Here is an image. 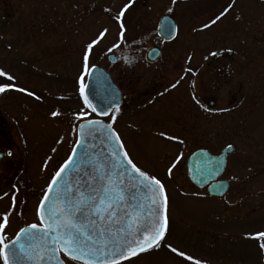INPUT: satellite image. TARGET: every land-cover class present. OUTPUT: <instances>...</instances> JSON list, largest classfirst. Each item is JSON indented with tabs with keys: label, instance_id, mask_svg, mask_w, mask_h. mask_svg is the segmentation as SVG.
Wrapping results in <instances>:
<instances>
[{
	"label": "rangeland",
	"instance_id": "obj_1",
	"mask_svg": "<svg viewBox=\"0 0 264 264\" xmlns=\"http://www.w3.org/2000/svg\"><path fill=\"white\" fill-rule=\"evenodd\" d=\"M129 3L0 0V69L16 78L11 83L41 97L15 89L0 93V111L25 158L20 176L31 178L29 187L22 186L23 210L8 175L0 178V223L8 215L4 235L11 239L34 219L38 198L76 141L80 121L74 115L91 111L79 93L83 54L107 28L89 57V70L105 68L122 91V105L110 114L115 122L106 121L133 161L164 183L170 199L163 245L122 264H264V237L255 235L264 232V0H131L121 38L114 16ZM164 14L178 25L170 42L157 33ZM153 45L163 54L150 64L145 53ZM218 52L224 56L211 62ZM228 145L235 151L222 178L230 189L214 197L191 183L186 161L198 148L217 153ZM169 244L193 260L171 252Z\"/></svg>",
	"mask_w": 264,
	"mask_h": 264
},
{
	"label": "snow or ice",
	"instance_id": "obj_2",
	"mask_svg": "<svg viewBox=\"0 0 264 264\" xmlns=\"http://www.w3.org/2000/svg\"><path fill=\"white\" fill-rule=\"evenodd\" d=\"M130 3L125 4L114 16V20L120 29L119 36L121 38L125 32L123 18ZM234 3L235 0H233V5ZM233 5H229V8ZM227 10L225 9V12ZM225 12H221L210 24H215L221 16L225 15ZM210 24L203 27L207 28ZM107 32L108 29L104 28L95 39L86 45L84 50L83 75L79 78V93L83 98L84 105L91 111L82 110L74 115L76 120L81 121L76 125L81 137L86 136V131L88 135H91L94 129L97 131L107 129L105 139L114 144L110 153L111 162H100L93 169L100 172L101 175L100 177L92 176L91 180L95 183L99 179L101 187L97 189L90 184L88 190L77 188L73 192L66 186L58 194V197H63L62 201L58 200L51 205L46 203L53 186L71 165L76 155L74 148L68 160L52 177L48 189L38 205L37 213L41 224L33 223L26 228H21L15 239H8L4 235L8 215L3 216V222L0 223V259H2L3 264H14L15 260L21 257L30 260H42L45 257H56L60 252H63L70 260L83 261L84 264H122V262L137 257L141 253L159 249L163 245L170 224V199L167 189L160 179L142 170L133 161L125 149L120 134L112 126V123L115 122V116L110 115L107 109H101L97 112V107L89 100L85 91L86 86L83 84L84 76L93 75L89 71V57L93 47L106 37ZM113 47H118V45H113ZM216 54L212 53V55ZM95 67V65H91V68L94 69ZM0 77H7L10 81L9 83H0V93L15 89L22 93L27 92L29 96H33L37 100L41 99L35 92L11 83L16 78L3 69H0ZM116 110L118 111V106ZM93 114L107 117L112 123H105L103 119H95ZM51 115L59 116V112L53 111ZM160 135L173 141L179 139L164 132H161ZM83 142V140H78L77 144ZM228 147L231 148L232 146L229 145ZM176 159L178 161L179 157ZM173 167H175V163L169 167V174H171ZM85 175L88 173L86 172ZM141 190L147 194L148 210L146 213L137 211L135 206L130 205L128 199L130 196L132 200H136L137 197L132 193ZM139 207L143 208V205ZM142 216L144 219H141ZM45 219H47L46 223L44 222ZM38 229L43 230L39 232V237L34 231ZM255 235L264 237V232ZM38 238L43 241L37 246L39 251L44 253L43 256L38 255L36 249L33 248V242ZM48 241L50 244L47 243ZM166 246L180 257L186 258L188 261L193 260L192 256H186L185 252L178 251L170 244ZM59 264H65V261L59 260ZM195 264H207V262L196 260Z\"/></svg>",
	"mask_w": 264,
	"mask_h": 264
},
{
	"label": "water",
	"instance_id": "obj_3",
	"mask_svg": "<svg viewBox=\"0 0 264 264\" xmlns=\"http://www.w3.org/2000/svg\"><path fill=\"white\" fill-rule=\"evenodd\" d=\"M157 32L159 36L166 41L174 39L177 35V24L175 19L170 15L162 16L158 23ZM160 55V48L152 46L146 52V59L149 62H155ZM109 59L115 61L116 58L114 55H110ZM95 66L94 69L91 68L89 70L93 75L87 76L85 91L91 103L97 107V112L101 109H107L110 114L113 109L117 108V106L120 107L122 104L121 91L104 68L97 65ZM96 116L95 119H103L105 121V117ZM105 123L108 122L105 121ZM106 135L107 129L98 131L94 129L91 135H88L86 131V136L81 137L79 135V128L77 129V140L73 147V149H76V155L71 165L62 174V177L57 180V183L53 186V190L49 193V200L46 202L48 205L58 202V200H63V197H58V194L61 193L66 186L73 192L77 188L88 190L90 184L97 189L101 187L100 180L97 179L95 183H93L91 177H100L101 173L93 170L94 167L98 166V163L111 162L110 153L113 150L114 144L105 139ZM78 140H83L84 142L77 144ZM233 152V146L231 148H224L219 155H214L206 149L195 151L187 160L188 176L190 180L200 188L209 184V192L211 194L223 195L229 187V182L227 180H219L218 178L225 170L229 154ZM108 170L111 171V169ZM86 172L88 175H85ZM128 179L130 180L131 178L129 177ZM132 194L135 195L137 199L132 200L129 196L130 205L135 206L137 211L146 213L148 210L147 194L143 190ZM140 205H143V208L139 207ZM61 206H63V204H61ZM129 210L131 211V208ZM141 219H144V217L142 216ZM44 222L46 223L47 219H45ZM34 231L37 232L39 237V232L43 230L38 229ZM15 237L13 239H15ZM42 243L43 241L39 238L33 242V248L36 249L38 255L41 256H43L44 253L40 252L37 246ZM47 243L50 244V241ZM59 260H63L61 252L58 253L56 257H45L42 260H30L26 257H21L15 260L14 264H59Z\"/></svg>",
	"mask_w": 264,
	"mask_h": 264
},
{
	"label": "flooded vegetation",
	"instance_id": "obj_4",
	"mask_svg": "<svg viewBox=\"0 0 264 264\" xmlns=\"http://www.w3.org/2000/svg\"><path fill=\"white\" fill-rule=\"evenodd\" d=\"M190 1H192V0H190ZM193 1H197V0H193ZM218 53H222V55L221 56L220 55L219 56L218 55L217 56L213 55V58H212L211 62L215 61V59H219V58H222L224 56V52H218ZM162 54H163V51H162V48H161V55L158 58V60L153 62V63H150V62L149 63L150 64H154V63L158 62L161 59ZM232 55H233V53L231 51L228 52V56H232ZM214 104H215V101H211V105H214ZM10 127L11 126L8 127V123L5 120L4 116L2 115V112L0 111V178L5 179L4 176L8 175L7 179L10 180V183L12 184L13 189H15V192L21 197V202H20V206L19 207L22 208L24 206L25 202H26V199H27L26 194H25V190H23L24 187H22V186H24L25 183H26L25 186L29 187V185H30L29 182L31 181V178L26 180L25 177H21L20 176L21 172L25 171V168H24L25 167V163H24L25 162V158H22V156H21L23 151L20 149L19 145L16 146V144L13 143V139H12L13 135L10 132V130H11ZM15 147H17V150H16ZM221 150L219 152H217V153H214V154H219L221 152ZM9 153H11V155H9ZM17 156L20 157L21 160ZM1 173L3 175H1ZM2 181H4V180H2ZM229 183L231 184L230 181H229ZM47 185H48V183H47ZM47 185H46V187H47ZM46 187H45V189H46ZM45 189H44V191H45ZM203 189H205L206 192L208 193L207 187H205ZM229 189H230V185H229ZM44 191H43V193H44ZM228 192H229V190L227 191V193ZM43 193L40 195V197L38 198V201H37V203L35 205L34 213H33L34 216L32 215L34 217V219L32 220L30 218L27 222H23L20 225L21 228L23 226H28V225H31L33 223L38 224V225L40 224V222L38 220V217H37V208H38V205H39V203L41 201ZM214 197H218V196H214ZM221 197H223V196H221ZM22 210H23V208H22ZM20 217H21V213H20ZM19 230L20 229H18L14 233L12 238L16 235V233Z\"/></svg>",
	"mask_w": 264,
	"mask_h": 264
}]
</instances>
